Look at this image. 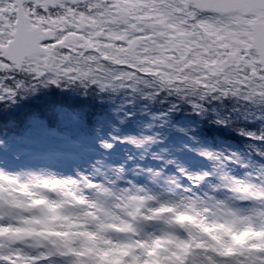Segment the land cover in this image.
<instances>
[{
    "label": "clouds",
    "instance_id": "9594fccd",
    "mask_svg": "<svg viewBox=\"0 0 264 264\" xmlns=\"http://www.w3.org/2000/svg\"><path fill=\"white\" fill-rule=\"evenodd\" d=\"M22 7L17 24L13 3L0 0L5 111L41 89L70 88L162 109L149 128L190 111L241 144L194 149L208 167L163 152L152 153L160 168L0 166V264H264V0ZM123 141L147 155L161 133Z\"/></svg>",
    "mask_w": 264,
    "mask_h": 264
},
{
    "label": "trees",
    "instance_id": "16d2710c",
    "mask_svg": "<svg viewBox=\"0 0 264 264\" xmlns=\"http://www.w3.org/2000/svg\"><path fill=\"white\" fill-rule=\"evenodd\" d=\"M5 103L9 102L0 101V124L4 126L0 128L1 133H15L20 129L26 136L30 137L32 134L39 133L42 138L49 140L60 137L61 134L64 136L69 134L70 137L80 136V134L92 135L98 124L104 126L102 124L104 121V124H108L109 121L114 120V116L118 115L114 114L113 109H111L112 100L81 95L70 88L63 90L59 88L41 89L35 95L20 100L18 104L6 111L4 110ZM38 118L45 119L53 128L44 126L41 129L42 121ZM187 123L188 125L192 123L202 124L203 128L214 137L216 143H218L217 134L221 136L223 143L241 142V138L229 129L209 124L196 113L181 111L171 114L170 124L167 125L166 144H175L176 135L180 131L172 125H179L182 128ZM170 129L173 131L171 132ZM66 144L69 146L71 142L67 141ZM161 152L167 156L169 150L156 149V153Z\"/></svg>",
    "mask_w": 264,
    "mask_h": 264
},
{
    "label": "rangeland",
    "instance_id": "374dc122",
    "mask_svg": "<svg viewBox=\"0 0 264 264\" xmlns=\"http://www.w3.org/2000/svg\"><path fill=\"white\" fill-rule=\"evenodd\" d=\"M129 99L130 98H117L115 101H112L111 109H113L114 114H118L116 115L115 120L111 122L109 121L108 124H104L105 123L104 121L102 123L104 126H101V124L98 125L96 129L97 131L93 133L92 135L87 134L85 137H83L82 145L75 147V150H72L71 153L61 151L63 152V154H59L58 157L61 158V162L63 164L61 163V165L55 166V167H59L66 172H71L73 167L76 165H80L81 167H83L85 165L95 163V161L97 160L104 161L105 163L111 164V165H120V159L119 160L115 159L117 155L114 156V155H108L107 153H104L106 150L100 147L99 141L101 139H107L110 142H112L111 140L113 136H118L120 137L119 140H123V137L128 136V135L139 136L142 133L146 135H152L148 126L154 123V116H149V118L144 119L143 116L141 115L143 114L142 111H144L143 105H139L141 112L136 111V116L131 114V111H133V108L129 107V109H127V106H133L132 103L131 105L127 104ZM145 112L148 113L147 111ZM141 120H143L144 122H142ZM26 123H28V121H26ZM117 123L124 124L123 129H120L119 127H117ZM130 125H133V130L130 129ZM152 129H155V128L152 127ZM182 129L183 131H180L176 135L177 139H175L176 143L178 144L177 149L179 150V153L172 156L170 159H177L178 161L191 165L193 167H201L202 166L201 157L197 154L196 151H194V149L198 147L209 148V146L207 147V143L204 142L203 140L199 139L198 141L199 143H198V142H195L197 141L196 139L191 138V133L194 130L192 124L188 125L187 123L186 125L182 127ZM170 131L172 132L173 129H170ZM38 137H39L38 135H32L28 141V146L36 142L38 140ZM63 139L64 138L62 137H58V140L56 141L63 140ZM119 140H115L116 143ZM162 140H163V136H161V141ZM89 142L92 145L90 147H89L90 144H88ZM37 143H40V142H37ZM84 144L85 145L88 144V147H85ZM14 146H20V145H14ZM122 148H125L126 150L123 151L121 150ZM133 148L135 149L134 145L124 142V145L120 146L119 150L125 152L126 154L127 153L132 154L135 152V151H132ZM161 148H164L166 151L168 149H172L171 145L166 144V142H163L161 146H156L157 150ZM20 151H21L20 152L21 154L19 152H16L21 156L18 158L19 161L14 162L16 165L13 166L11 162L8 163L7 161H5V159L1 157L0 166L7 167L9 169H19L21 167H37V166L43 165V163H40L39 160H32V158L30 157L31 154H30L29 149L28 150L21 149ZM154 151L151 149V152L148 153L146 157L153 160L152 153ZM57 153H60V151H57ZM45 157L47 158V156ZM152 163L150 164V167L158 168ZM45 165L51 166L50 164H45ZM169 167H170L169 168L170 171H174V166L169 165Z\"/></svg>",
    "mask_w": 264,
    "mask_h": 264
},
{
    "label": "snow or ice",
    "instance_id": "6c2138e0",
    "mask_svg": "<svg viewBox=\"0 0 264 264\" xmlns=\"http://www.w3.org/2000/svg\"><path fill=\"white\" fill-rule=\"evenodd\" d=\"M10 2L14 5L12 15L16 19V23L19 24L25 16V12L22 7V0H10ZM18 38L21 42H26L28 40V36L23 30L19 31Z\"/></svg>",
    "mask_w": 264,
    "mask_h": 264
},
{
    "label": "bare ground",
    "instance_id": "6f19581e",
    "mask_svg": "<svg viewBox=\"0 0 264 264\" xmlns=\"http://www.w3.org/2000/svg\"><path fill=\"white\" fill-rule=\"evenodd\" d=\"M134 114H135V113H134ZM143 118H144V119H147L146 117H143ZM141 121L144 122L143 120H141ZM112 155L115 156V155H116L115 152H113ZM115 159H118V160H119V158H117V157H116Z\"/></svg>",
    "mask_w": 264,
    "mask_h": 264
}]
</instances>
